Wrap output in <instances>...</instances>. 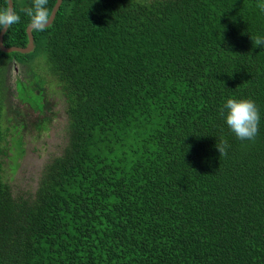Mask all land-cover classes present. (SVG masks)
Returning <instances> with one entry per match:
<instances>
[{"label": "trees", "instance_id": "16d2710c", "mask_svg": "<svg viewBox=\"0 0 264 264\" xmlns=\"http://www.w3.org/2000/svg\"><path fill=\"white\" fill-rule=\"evenodd\" d=\"M13 2L20 20L3 41L23 46L32 0ZM261 3L62 0L32 29V51L0 50V264H264V47L251 40L264 37ZM50 76L65 142L36 187L15 193L4 156L19 150L15 171L22 104L39 128L49 121ZM228 98L257 105L254 140L228 128Z\"/></svg>", "mask_w": 264, "mask_h": 264}, {"label": "rangeland", "instance_id": "374dc122", "mask_svg": "<svg viewBox=\"0 0 264 264\" xmlns=\"http://www.w3.org/2000/svg\"><path fill=\"white\" fill-rule=\"evenodd\" d=\"M41 62L42 61H40V64ZM29 64L33 65L32 62ZM34 68L36 71L44 72V69L40 68V65L35 66ZM11 70L12 72L11 77H9V82L13 87L14 78L21 72V70L18 64ZM21 75L22 74L19 76ZM32 81L36 84H40V80L37 79L35 75L32 77ZM44 89L52 102L51 111L47 113V115L50 116L49 121L42 123L39 128L38 122H32L36 116L39 115V112L29 108L26 103L22 104L23 112L28 117V124L27 127L23 129L25 132V152L18 159L19 164L15 171L12 169L15 167V157L20 154L19 150H15L14 155H11V151L4 156V174L5 177L11 181L15 193L34 189L36 187L43 165L52 155L61 151L63 143L65 142V118L62 105V95L58 89L56 81L51 78V76L47 78V81L44 84ZM28 91L33 93L35 96L34 98H40L39 93L33 92L31 89H28ZM14 101H18L16 97H14ZM19 129L20 128L17 127L16 132ZM17 141L18 137H16V142Z\"/></svg>", "mask_w": 264, "mask_h": 264}, {"label": "clouds", "instance_id": "9594fccd", "mask_svg": "<svg viewBox=\"0 0 264 264\" xmlns=\"http://www.w3.org/2000/svg\"><path fill=\"white\" fill-rule=\"evenodd\" d=\"M48 0H32V5L21 9L29 18V27L33 30L42 31L51 23L52 15L47 7ZM257 7L264 12V3ZM20 16L15 11L12 0H8L5 8L0 10V31H6L12 25L18 23ZM253 46L264 47V37L256 36L251 38ZM221 115L228 128L241 141H252L258 134L259 109L255 102L250 98H228L221 110ZM220 156L227 154L228 143L221 140L216 145Z\"/></svg>", "mask_w": 264, "mask_h": 264}, {"label": "water", "instance_id": "95a60500", "mask_svg": "<svg viewBox=\"0 0 264 264\" xmlns=\"http://www.w3.org/2000/svg\"><path fill=\"white\" fill-rule=\"evenodd\" d=\"M61 1L62 0H56L54 5L51 8V15H52L51 23L54 20V17H55L56 12H57L60 4H61ZM12 3L14 6L13 0H12ZM7 4H8V0H7ZM28 25L26 27L27 43H26V45H23V46L22 45H6L3 41V36H4V33L6 31H0V50H2L4 52L18 51L21 53H28V52L32 51L34 49V36H33L32 29ZM16 65H17V63L15 62V66Z\"/></svg>", "mask_w": 264, "mask_h": 264}]
</instances>
